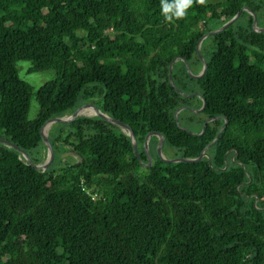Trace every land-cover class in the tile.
I'll return each mask as SVG.
<instances>
[{
	"label": "trees",
	"instance_id": "obj_1",
	"mask_svg": "<svg viewBox=\"0 0 264 264\" xmlns=\"http://www.w3.org/2000/svg\"><path fill=\"white\" fill-rule=\"evenodd\" d=\"M252 14L264 27V0L194 5L171 24L160 0H0V138L16 147L0 142V264H264V31ZM19 60L54 77L33 91ZM85 103L131 128L137 156L125 130L77 114L47 124L48 166L28 164L19 150L43 161L40 125ZM148 131L170 157L204 154L161 161L151 134L146 166Z\"/></svg>",
	"mask_w": 264,
	"mask_h": 264
},
{
	"label": "water",
	"instance_id": "obj_2",
	"mask_svg": "<svg viewBox=\"0 0 264 264\" xmlns=\"http://www.w3.org/2000/svg\"><path fill=\"white\" fill-rule=\"evenodd\" d=\"M244 9V8H242ZM239 12H237L232 18H230L228 21H226L220 28L218 29H215V30H212L208 33H205L203 34L199 41L204 37L206 36L207 34H210V33H214V32H217L218 30L222 29L223 27H225L227 24L231 23L235 18L236 16L238 15ZM253 15V19H252V24H253V27H254V30L256 29L257 31H264V27H255V16L254 14ZM199 41L198 43L196 44L195 46V50L196 52L198 53L199 55V58L202 59V57L200 56V53H199ZM186 70L188 71V68L186 66ZM205 70V63H204V60L202 59V68H201V71L196 74V75H193L191 73L188 72V74H190L191 76L193 77H198L200 76ZM170 75V67H168V77ZM89 107L90 109V115H95V116H98V117H101L102 119L110 122V123H113V124H116L117 126H119L122 130H125L126 133L128 134L129 138H130V141H131V145H132V148H133V152L134 154L137 156V151H136V143H135V137L132 133V130L131 128L125 124L124 122L120 121V120H117V119H114L104 113H102L101 111H99L93 104H89V103H85V104H81L77 107H75L67 116H62V117H58V118H51V119H48L46 121H44L40 127H39V135L41 137V140L43 142V144L45 145L46 147V157L44 159V161L41 163V164H33L30 160V158L28 157V155L23 151V150H19V152L21 153L22 157L24 158V160H26L28 162V164L34 166L36 169H40V170H44L48 164L51 162L52 160V157H53V152H52V149L50 147V144L48 142V139H47V133H46V130H43V126L45 123H48V126L51 125V124H54V123H63V122H68L70 120H72L74 118L75 115L79 114L78 112V109L80 107ZM180 108H178L175 112H174V118L176 119V113L179 111ZM203 109V104L202 106L197 109V110H193V111H200ZM214 117H209L207 118L204 122H203V125H202V130L200 133H202L205 129V123L212 120ZM177 122V121H176ZM178 123V122H177ZM224 126V123L223 125L219 128V130L217 131L215 137L213 138V140L206 146H210L217 138L219 132L221 131V129L223 128ZM151 134H154L157 136V145H156V149H155V155L156 157L161 160V161H164V162H175V161H195L197 160L202 154H204V150L206 147H204L195 157L193 158H183V157H169V158H165L163 156H161L160 152H159V147H160V144H161V141H162V137L160 135V133L156 132V131H148L144 136H143V140H142V143H143V148L145 150V154H146V166H148L150 164V154L147 150V147H146V140L147 138L151 135ZM0 142H3L5 143L6 145H9L11 147H14L16 148L14 145L10 144L8 141H6L5 139H2L0 138Z\"/></svg>",
	"mask_w": 264,
	"mask_h": 264
},
{
	"label": "rangeland",
	"instance_id": "obj_3",
	"mask_svg": "<svg viewBox=\"0 0 264 264\" xmlns=\"http://www.w3.org/2000/svg\"><path fill=\"white\" fill-rule=\"evenodd\" d=\"M217 1H219V0H208V2H217ZM28 65H29L28 62L23 61V60H19L18 62H16V69H17L18 76L22 80L26 81L29 85H31L33 91H35L39 85H41L45 81L49 80L50 78L54 77V73H53L52 70H42V71H38L36 73H29V72H27ZM191 74L195 75L192 72H191ZM87 108H89V107H82V109H80L78 112L84 111ZM36 112H37V104L34 101L33 97H31L30 104H29V111H28V114H27V119H29V120L33 119L35 117V115H36ZM79 115H85L86 116V113L85 114L79 113ZM180 127L184 128V122L183 121H180ZM147 142L151 146V144L153 142V139H148ZM156 145H157V143L154 146V152H155V149H156ZM42 152H43L42 160L44 161V159L46 157V149L45 150L43 149ZM159 152H160L161 156H163L165 158H169L170 157V156H168V155H170V151H167L165 149V146L162 147V148L160 146L159 147ZM62 156H66V157H68L69 159H71L73 161L77 159V156L74 153L70 152V151L64 153Z\"/></svg>",
	"mask_w": 264,
	"mask_h": 264
},
{
	"label": "clouds",
	"instance_id": "obj_4",
	"mask_svg": "<svg viewBox=\"0 0 264 264\" xmlns=\"http://www.w3.org/2000/svg\"><path fill=\"white\" fill-rule=\"evenodd\" d=\"M208 0H160L161 14L171 24L183 20L194 5L206 6Z\"/></svg>",
	"mask_w": 264,
	"mask_h": 264
},
{
	"label": "bare ground",
	"instance_id": "obj_5",
	"mask_svg": "<svg viewBox=\"0 0 264 264\" xmlns=\"http://www.w3.org/2000/svg\"><path fill=\"white\" fill-rule=\"evenodd\" d=\"M84 107H85V106H84ZM81 108H82V107H80V108L78 109V111H79ZM87 111H90V109L87 108V109H85L84 111H81V112H79V113H83V114L86 113V115H90V112H87ZM47 124H48V123H45V124H44V126H43V130H46V126H47Z\"/></svg>",
	"mask_w": 264,
	"mask_h": 264
},
{
	"label": "built area",
	"instance_id": "obj_6",
	"mask_svg": "<svg viewBox=\"0 0 264 264\" xmlns=\"http://www.w3.org/2000/svg\"><path fill=\"white\" fill-rule=\"evenodd\" d=\"M92 198H94V195L92 196Z\"/></svg>",
	"mask_w": 264,
	"mask_h": 264
}]
</instances>
